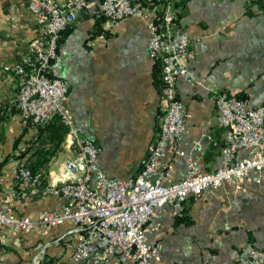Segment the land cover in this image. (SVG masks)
Masks as SVG:
<instances>
[{"label": "crops", "instance_id": "0c3cea01", "mask_svg": "<svg viewBox=\"0 0 264 264\" xmlns=\"http://www.w3.org/2000/svg\"><path fill=\"white\" fill-rule=\"evenodd\" d=\"M172 2L195 56L188 74L178 81L179 98L188 113L179 144L183 155L168 151L166 156L172 166L170 179L177 181L189 157L202 171L219 166L223 131L215 121L213 91L246 99L251 106L264 101V0ZM95 6L82 11L70 26L50 75L68 83V107L78 132L99 148L100 170L110 177H132L158 134L166 107L161 73L147 54L146 23L130 17L115 28L104 21L96 24ZM29 12L19 22L10 17L6 30L14 38L7 44L0 39V190L14 216L35 220L41 212L62 208L65 200L44 194L45 183L18 196L17 164L24 161L43 171L48 181L67 153L57 120L32 126L15 108L18 81L13 66L39 32ZM147 228L146 240L160 244L154 264H233L253 250H264V172L237 187L206 191L197 201L188 200L180 214L165 206ZM73 229L67 221L46 235H17L0 226V264H94L71 260ZM99 247L95 245L93 252ZM100 264H118L117 255Z\"/></svg>", "mask_w": 264, "mask_h": 264}, {"label": "built area", "instance_id": "2783aa9c", "mask_svg": "<svg viewBox=\"0 0 264 264\" xmlns=\"http://www.w3.org/2000/svg\"><path fill=\"white\" fill-rule=\"evenodd\" d=\"M94 3L95 17L103 18L109 28L130 17L146 23L147 54L161 73L166 107L158 134L132 177H110L100 170L99 148L78 132L68 107V83L50 75L63 33ZM28 4L39 32L13 66L18 81L15 108L32 126L56 119L66 130L62 148L67 157L55 174L49 173L48 181L43 171L34 172L19 161L14 181L20 197L45 183L43 193L61 197L65 204L59 210L41 212L35 220L17 217L0 190L1 227L17 235L33 231L46 235L48 229L69 221L75 232L73 262L100 264L116 254L118 264H154L160 244L146 240L147 225L165 206L180 214L188 200L197 201L204 192L223 186L237 187L264 172V101L251 106L246 99L213 91L215 121L223 131L219 166L202 171L189 157L182 178L170 179L167 152L183 155L179 144L188 118L178 81L188 74V63L195 57L172 0H28ZM95 245L100 247L93 252ZM233 264H264V250H253Z\"/></svg>", "mask_w": 264, "mask_h": 264}, {"label": "rangeland", "instance_id": "374dc122", "mask_svg": "<svg viewBox=\"0 0 264 264\" xmlns=\"http://www.w3.org/2000/svg\"><path fill=\"white\" fill-rule=\"evenodd\" d=\"M12 0H0V39L4 42V44H7L12 40L14 37H12L6 28L8 23H12L10 17H13L14 22H19L20 19L26 18L30 12L28 9V2L25 0L24 6L17 7L14 6L11 3ZM14 28V25L12 26ZM19 35V31L16 33V36Z\"/></svg>", "mask_w": 264, "mask_h": 264}, {"label": "trees", "instance_id": "16d2710c", "mask_svg": "<svg viewBox=\"0 0 264 264\" xmlns=\"http://www.w3.org/2000/svg\"><path fill=\"white\" fill-rule=\"evenodd\" d=\"M104 21V19L103 18H97L96 17V24H99V23H101V22H103ZM69 30H70V27L69 28H67L66 30H65V32L63 33V35H62V38H61V40H60V43L62 42V40L64 39V37L69 33ZM159 72H160V69H159ZM160 78H161V74H160ZM53 120H56V119H53ZM52 121V120H51ZM50 123V122H49ZM48 123V124H49ZM47 125V124H46ZM59 126H61L62 128H63V132H64V134H63V138H62V140H61V142L60 143H62L63 142V140H64V136H65V132H66V130H65V128L59 123ZM38 127H41V126H38ZM30 168V167H29ZM32 171H36L35 169H32V168H30Z\"/></svg>", "mask_w": 264, "mask_h": 264}]
</instances>
